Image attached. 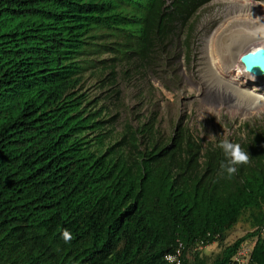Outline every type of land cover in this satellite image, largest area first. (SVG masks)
Masks as SVG:
<instances>
[{
	"label": "trees",
	"instance_id": "obj_1",
	"mask_svg": "<svg viewBox=\"0 0 264 264\" xmlns=\"http://www.w3.org/2000/svg\"><path fill=\"white\" fill-rule=\"evenodd\" d=\"M209 1L0 0V264H264V124L226 138L251 157L229 179L222 139L119 121L118 80L187 58Z\"/></svg>",
	"mask_w": 264,
	"mask_h": 264
},
{
	"label": "rangeland",
	"instance_id": "obj_2",
	"mask_svg": "<svg viewBox=\"0 0 264 264\" xmlns=\"http://www.w3.org/2000/svg\"><path fill=\"white\" fill-rule=\"evenodd\" d=\"M233 1L236 2L234 5L239 4L237 0ZM231 3V0H212L196 12L191 51L187 58L181 54L165 66L161 67L160 62L150 72L130 74L128 79L118 80L122 102L119 121L130 118L135 110L142 114L155 112L159 119V128L165 136L169 135L175 122L180 121L204 143L244 135L245 125L264 124V106L257 105L250 111L242 110L241 107H249V99L238 94L229 82L216 77L213 79L215 75L210 69V55L215 56L221 66L227 68L237 59L239 50L253 43L254 32L252 33V26L248 28L251 24L248 25L246 19H227L232 15ZM222 22L223 27L217 32L210 53V49L207 48L209 37ZM232 23L238 24L240 28H231ZM209 81L226 90L232 102L220 104L215 109L211 108L205 101ZM233 107L234 111L231 110ZM248 228L247 222H238L227 233L224 244L231 243ZM247 247L249 248V245ZM218 250L219 247L211 243L201 247L199 251L208 260ZM186 258L191 260L192 251L186 254Z\"/></svg>",
	"mask_w": 264,
	"mask_h": 264
},
{
	"label": "bare ground",
	"instance_id": "obj_3",
	"mask_svg": "<svg viewBox=\"0 0 264 264\" xmlns=\"http://www.w3.org/2000/svg\"><path fill=\"white\" fill-rule=\"evenodd\" d=\"M231 6L230 9L232 10V15L228 17V20H239V19H246L248 22V28L252 26V33L254 32V35H252L253 43L249 46L242 48L237 53V59L233 60L228 67H224L223 65L219 63L218 59L215 56L210 55L209 63H210V69L212 73L215 75L213 76L216 78H220L226 82H229L232 84L235 88V91L242 95L243 97L249 99L250 105L247 108L245 104V108L241 107L242 110H253L255 106H264V101H260L259 104H257V96L258 94H264V74L260 77L245 72L243 70L242 64L239 62L238 57L244 53L245 51L252 50L258 46L264 47V2L263 1H250V0H242L238 1V5H234L236 3L235 1L231 0ZM227 21V20H226ZM225 23V22H224ZM226 24V23H225ZM240 24V23H239ZM223 27V22L220 23L217 28L214 30L213 34L209 37V43L207 44V48L212 49V45L214 40L216 39V34L218 35V31ZM231 28L238 29L240 26L236 23L230 24ZM214 48V47H213ZM211 73V72H210ZM205 101L211 108H216L218 105L223 103H231L232 98L229 96L228 92L226 90H223V88L219 86H215L213 82L209 81L206 86V95H205ZM248 103V104H249ZM232 111L235 110L233 107L231 109ZM248 114V113H247Z\"/></svg>",
	"mask_w": 264,
	"mask_h": 264
},
{
	"label": "clouds",
	"instance_id": "obj_4",
	"mask_svg": "<svg viewBox=\"0 0 264 264\" xmlns=\"http://www.w3.org/2000/svg\"><path fill=\"white\" fill-rule=\"evenodd\" d=\"M251 78L254 79V76ZM260 101H264V94H258L257 104H259ZM217 147L223 151L225 156V162L221 164V170L222 172L227 173V177L229 179L238 173L241 166H249L251 164L250 154L242 149L239 143H234L228 139H224L218 143ZM62 239L65 243H70L73 236L67 229H65L62 233ZM166 260H168L169 264H171V262L175 260V257L168 255Z\"/></svg>",
	"mask_w": 264,
	"mask_h": 264
},
{
	"label": "water",
	"instance_id": "obj_5",
	"mask_svg": "<svg viewBox=\"0 0 264 264\" xmlns=\"http://www.w3.org/2000/svg\"><path fill=\"white\" fill-rule=\"evenodd\" d=\"M238 1H242V0H238ZM238 60L242 64L243 70L245 72L256 77H260L264 74L263 46H258L252 50L245 51L238 57Z\"/></svg>",
	"mask_w": 264,
	"mask_h": 264
},
{
	"label": "built area",
	"instance_id": "obj_6",
	"mask_svg": "<svg viewBox=\"0 0 264 264\" xmlns=\"http://www.w3.org/2000/svg\"><path fill=\"white\" fill-rule=\"evenodd\" d=\"M260 234L264 237V226L260 229ZM202 246H198V248H201ZM248 254H249V248L247 246H241L237 252L232 257V261L235 264H245L248 260ZM168 255H172L175 257V260L171 262V264H180L181 263V254L180 249L176 248L172 253L163 255V261L169 264V261L166 260V257Z\"/></svg>",
	"mask_w": 264,
	"mask_h": 264
}]
</instances>
